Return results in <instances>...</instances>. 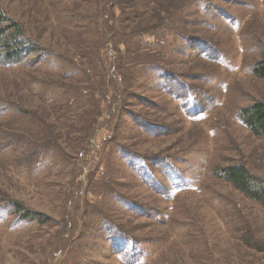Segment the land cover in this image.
Instances as JSON below:
<instances>
[{
  "label": "rangeland",
  "instance_id": "obj_1",
  "mask_svg": "<svg viewBox=\"0 0 264 264\" xmlns=\"http://www.w3.org/2000/svg\"><path fill=\"white\" fill-rule=\"evenodd\" d=\"M0 17V264H264V204L223 175L264 187L243 122L264 103V0H0Z\"/></svg>",
  "mask_w": 264,
  "mask_h": 264
},
{
  "label": "trees",
  "instance_id": "obj_2",
  "mask_svg": "<svg viewBox=\"0 0 264 264\" xmlns=\"http://www.w3.org/2000/svg\"><path fill=\"white\" fill-rule=\"evenodd\" d=\"M162 8V7H160ZM170 10V8H169ZM156 11H161L160 9H156ZM168 11V9L166 10ZM5 19L0 17V22H4ZM157 27V26H155ZM149 28L152 30L154 27L151 28V25ZM144 30V29H143ZM147 28L144 30L146 31ZM144 34V33H143ZM146 34V33H145ZM144 34V35H145ZM147 41L150 40L147 37ZM145 46H148L145 44ZM147 48V47H146ZM37 47L35 46L34 50L31 49V46H28L27 48H21L20 50H15L10 55L14 59L22 58L24 55H34L36 54ZM135 61L130 62V66L126 64V72L129 70V68L134 65L133 63L138 62L140 54L138 52H135ZM147 55V54H146ZM264 55V52H263ZM142 56V55H141ZM148 56V55H147ZM130 57V56H129ZM119 66L120 69H123V63H125L126 58L119 56ZM130 71V70H129ZM122 73H125L122 71ZM253 73L255 76L264 78V59L260 60L256 63ZM126 79V77H125ZM111 102V101H110ZM105 117H110L109 114L104 113ZM106 117V118H107ZM243 122L249 127L255 134L258 135H264V103L263 102H257L250 106L248 109H246L244 113ZM224 178L229 181L234 187H236L238 190H240L244 195H246L248 198L255 200L259 203L264 204V187L260 185L255 178L252 176L251 172L247 169V167L240 165V166H229L224 169L223 172ZM20 209V208H19ZM18 210V209H17ZM17 210H15L17 212ZM25 218H34L33 216L29 214H22Z\"/></svg>",
  "mask_w": 264,
  "mask_h": 264
}]
</instances>
